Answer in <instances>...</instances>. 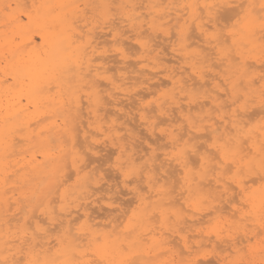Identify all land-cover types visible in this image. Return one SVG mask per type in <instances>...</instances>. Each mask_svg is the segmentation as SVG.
Masks as SVG:
<instances>
[{
    "label": "bare ground",
    "instance_id": "1",
    "mask_svg": "<svg viewBox=\"0 0 264 264\" xmlns=\"http://www.w3.org/2000/svg\"><path fill=\"white\" fill-rule=\"evenodd\" d=\"M28 1H30L28 7L24 6L23 10L7 18L6 25H8L13 35L8 38L7 35L0 34V257L6 256L9 260L23 258L19 255V245L16 244L17 240L15 239L19 235L17 229H20V226L17 223L20 220L23 222L22 229L27 226V223L29 225L31 223L30 226L32 227L30 228L33 229L39 224L47 229L48 232L50 230L49 226L44 227V225L46 223L55 225L58 215H61L63 219L55 225V228L59 226L58 230L62 233L60 236L56 235V243L51 246L50 244L53 243L54 239L50 241L49 237H47L49 241L47 247L51 251H55L56 247L59 246V241L66 240L69 247L75 253L81 254L83 259H87V256L82 255L84 252H87L91 257L97 242H106L114 250V259L126 258L119 252V247L122 244L129 249V255L134 254L132 259L136 260L138 264H163L162 262L156 263L154 259L158 258L159 253L162 252V255H164L168 251V246L172 242L174 243L170 239L172 235L176 234L179 237L178 240L180 239L183 243L187 241L188 243L187 230H197L200 235L205 233L206 237H203L210 239L211 237L207 235L206 229L203 230L204 232L200 229L201 226L199 225L203 224V221L200 220L201 218L198 215H201L204 209H207L205 216L215 215L217 213L210 209L222 208V205L219 207L216 204L218 199L212 197L214 192H216L217 184L211 170L216 165L205 153L210 154L209 151L211 150L217 153V148L212 146L213 142L223 137L226 130H231L232 117L230 108L228 110H222V108L225 106L227 97L231 96L233 84L241 76H251L255 80L258 78H255V72L251 70L254 62L251 61V64L249 63V53L241 46L239 38L236 45H232L231 37L225 40L224 36H227L225 34L219 40L210 38V34L213 32L212 29L215 28L217 32L223 30H220L223 26L220 27L216 23L219 17L218 14H220L221 18L222 12L217 13L212 10V16H209L208 10H203L200 14L201 19L193 22L190 18V9H179L171 7V5L185 3L211 5L220 3L221 0H141L143 4L141 6H138L140 0H117L123 7H121L122 16L119 17L114 14L116 16L115 19H117V22L122 19L128 23L126 26L129 25L130 30L134 32L135 40L142 49V53H147L151 50V43H155V37H158L159 33H156L158 29L164 34H169L167 30L161 28V23L158 25L157 19H161L164 24L175 21L173 27H176L177 30L176 33L173 34V31L171 33L174 37H177L171 44L172 57H176V60H173L175 63H179L176 61L183 63L182 66L179 65L180 69L184 68V70H179L178 68H173V65L161 68L162 64L159 57H155L157 59L150 61L145 55L140 56L139 61H136L135 67H133L132 63H129L132 61L129 60V55L132 51L127 52V50L133 49L132 47H137V45L132 44V42L128 44L129 42L126 41L124 34H128V29L123 34L121 33L123 29L121 30L116 25V22L109 21L108 24L106 23V28L111 33L108 31L109 33H106V36L107 34H112L113 40L117 44L114 51L116 56H119L118 61L122 64L120 68L116 66V69H120L117 77L115 76V69L114 77L109 75V72H113V70L109 71L108 65L109 61L111 62L117 57L112 58L114 55L112 54L110 58L109 49L99 48L100 42L98 41L102 42L104 40L105 42L107 40L97 41L100 32L96 33V21L93 19V13L96 10L99 13L107 12L108 10L104 6L113 5L116 0ZM14 2L17 6H21V0H14ZM229 2L242 6H246L249 2L255 3L258 11L261 0H229ZM164 3H167L169 7H164ZM8 5L11 4L8 3ZM81 5L85 7L99 5L101 7L95 9L90 7L87 10L88 7L81 8ZM142 7L146 8V15L150 16V19L146 22V25H148L146 30H143V26L146 25L142 23L143 21H140L141 16L145 14L143 12L140 13ZM85 10L90 11L89 13H92V15L88 16ZM112 10L117 12L118 9ZM113 12L110 14L113 15ZM231 12L229 14L232 19H236L238 15H243L242 8H235ZM226 13L225 15H228ZM85 15L93 23L86 25L84 23ZM186 16L189 17L187 26L185 25ZM5 18L4 16V20H6ZM73 21H76V23H73ZM114 23L115 25L113 26ZM118 25L121 26L119 22ZM90 30L91 35H89ZM146 31H151V35L149 33L146 34ZM155 33L156 35L152 37ZM15 35L20 38L19 42H16ZM134 35L128 36L132 38ZM172 35L169 36L171 37L170 39L166 38L172 41ZM128 36L127 38H129ZM109 42L111 41L109 40ZM256 45L257 47L252 53L259 50V35L256 38ZM229 48H231L233 54L236 52L245 53L247 64L249 65L248 69L237 65L234 58H229ZM154 49L156 48L154 47ZM207 49L211 51L207 52ZM149 54H151V51ZM97 58L101 60L98 61ZM162 61L164 60L162 59ZM158 76L165 77L166 82L168 81L172 84L171 92L167 94L168 101L163 102L157 108H152L153 106L150 107V103L144 101V94H150L149 92L145 93V91H148L147 88L145 91L142 89L144 92L141 89L139 90L142 91V94L137 89ZM10 80L11 82H9ZM161 82L166 83L163 80L159 83ZM109 86L112 89L111 91H109ZM154 87L151 86L150 88ZM105 96L109 97L108 102L104 101ZM135 96L138 99L132 102ZM124 98L127 100L132 99L129 101L134 104L132 105L135 108L131 109L133 107L131 104V107H127L126 105L129 104V101L124 104ZM221 99L225 101L223 102ZM183 100L186 103L182 104ZM135 102L138 104L136 103V105ZM207 105H209V108H206ZM84 106L86 112L84 111ZM124 106L127 107L126 109L130 108L131 110L128 109L130 111H126ZM230 106L231 100L228 107ZM173 107L176 108L174 110L178 112V117L182 120L180 124L178 123L179 118L173 117L175 113L173 112ZM250 108L253 107L250 106ZM217 109L220 113L217 112ZM199 110L200 112H198ZM82 111L87 113L86 118L82 115ZM171 111L173 113L171 114L172 117L169 115ZM259 111L261 109H258ZM132 113L135 115H132ZM111 114L116 116V118L111 119V124L109 125V120L106 121L105 118ZM131 115L138 117L137 122L143 125L146 134L148 132L151 136H155L156 131L161 136L164 134L165 131L158 127L159 122L156 121V118L169 115L170 117L168 116L166 119L167 121L170 120L169 124L173 129H170L171 132L169 135L166 134V136L168 137L167 144H170L171 150L169 149L170 151H166L160 156L156 152L157 146L155 149L151 147L150 156H148L149 154L145 152L147 151L145 148L149 149L147 146L154 143L148 141L151 136H148V139L144 136L145 138H141L140 142L133 136L134 132L132 134V131H135L132 129L136 128L131 126L134 123L133 120L130 123V127L128 123L121 122L120 125L117 124L118 120H123L125 119L124 117L134 119ZM253 115H255V112ZM82 117L85 118V121ZM172 118H175L178 124H175L176 122ZM250 120L252 119L250 118ZM159 121L163 122V119ZM136 131L138 130L136 129ZM121 132L124 133L121 134ZM111 133L115 135L116 141L112 140ZM259 135L258 131L253 133L257 142L259 141ZM79 137H82L84 141L79 140L77 143ZM205 137H208L206 139L211 138L213 140L212 143L208 144V140H206L204 144H198L199 141L197 139ZM157 138L164 140V137L159 138V136L154 139L157 140ZM79 142H85L83 146L81 145L83 148L85 145V150L80 145V147L77 145ZM144 143L147 146H143L142 144ZM108 145H117L115 148L119 150L120 155L117 160L118 164L115 167L120 173L125 174L124 180L126 183V180L131 175L136 176L137 179H134L135 181H140L142 175L148 177V195L143 192V188L136 184L129 189L131 193L129 190V192H126L127 194L134 193L136 195L137 205L132 209L126 224L119 230L116 229L118 226L115 227L116 223L109 230L107 227L110 223L108 225H106L107 223L100 224L96 220L95 213L99 212L100 209H95L96 212L91 209V212L92 210L94 211V215L90 212V208H92L90 205L95 206L98 203L100 204V202L112 210L114 203H117L118 200L112 199L110 196L108 199L105 196L108 199L105 201L104 195L108 189L100 190V192L105 191L101 195L102 198H92L93 200L87 202L94 195H92L93 192H99V190L95 191V188L98 189L99 187H94V190L91 189L93 188L92 185L96 186L100 181L91 174L92 172L86 171V168L90 167L91 162L88 160L92 159V161L96 162L97 157V160H99L100 150L104 147L106 151L105 147ZM139 146H141L142 154L135 152V149L140 148ZM78 147L83 151H88L86 156H91L90 159L88 157L85 159V152L83 154ZM107 151L111 150L108 148ZM107 151L106 154H108ZM89 153L93 155L100 154L94 157L89 155ZM135 153H139V155L134 157ZM193 155L198 157L196 161L198 160L199 163L191 161V156L193 158ZM143 158L145 160L142 163L140 160ZM109 159H111L110 156ZM103 160L101 161L103 162ZM137 161L142 166H139L141 164L138 165ZM172 164L179 166V169L175 168L180 170L178 173L181 175L178 177L180 192L178 194L182 196L179 199L173 195L175 193V185L173 184V187L170 186L172 184L171 176L168 174L173 172L170 169V166H173ZM195 164H198L197 168L194 166ZM68 166L74 169L73 173L76 176L74 183H67V178L72 174L71 172H68L69 174L66 173ZM202 168L204 171H201ZM170 170L172 172H169ZM11 175L15 176V178L11 179ZM218 175L219 173H217ZM255 180L257 181L256 177L253 178L254 182ZM176 182L175 180L173 183ZM113 183L109 184V188H113L118 184L114 183V186L111 187ZM101 184L100 186L102 187ZM130 184H132L131 181ZM20 185H23L22 188L19 187ZM90 185L92 188H89ZM118 186L121 189L119 184ZM143 186L145 187V185ZM177 188L175 187V189ZM88 189L91 192L93 191L91 195H89L90 190ZM255 189H257L256 195L259 196L258 187ZM109 192L111 193L110 190ZM114 199L116 202L113 201ZM182 199L183 202L181 203L180 200ZM11 200L14 203L10 204ZM82 200L85 202H81ZM204 200L210 202L209 207H202L200 202ZM17 203L18 205L15 206ZM102 205H98V207L102 209ZM130 205L132 206V203ZM224 206L228 207L227 204H224L223 209H225ZM237 206L239 205L237 204ZM12 207H15L14 210H20L21 214L23 213L21 217L10 214V216H16L13 221L19 220L13 225L10 224L12 218H8V211ZM231 207L234 209L232 205ZM189 210L194 213H190ZM230 210L231 208H229ZM103 211L108 212L109 210ZM36 212H40L41 215H46V217L36 219ZM100 214L105 216V213L102 214V210ZM237 214L239 215L238 212L236 216ZM14 216L12 217L14 218ZM122 216L124 217V215ZM202 216L204 215L202 214ZM174 237L177 238L176 236ZM212 237L214 238V236ZM89 246L91 247L90 249ZM180 246L177 245L178 248ZM189 247L192 248L190 245ZM221 260L224 261L225 258L222 257Z\"/></svg>",
    "mask_w": 264,
    "mask_h": 264
},
{
    "label": "snow or ice",
    "instance_id": "2",
    "mask_svg": "<svg viewBox=\"0 0 264 264\" xmlns=\"http://www.w3.org/2000/svg\"><path fill=\"white\" fill-rule=\"evenodd\" d=\"M7 7L10 8L11 5ZM86 7L95 9L101 6L90 5ZM104 7L108 11L94 15L93 19L96 23L114 21L115 16L110 14L112 9L123 6L114 4ZM164 7L167 8L169 5ZM171 7L190 9V18L193 22L201 19L200 14L203 10H208V15L212 16V10L217 13L222 11L226 13L228 9L242 8V16L238 15L231 24H223L227 36H224L223 31L217 32L214 28L210 38L219 40L221 36H224V39L227 40L228 37H231L232 45H236L239 38L241 46L251 54L257 47L256 38L259 35V58L260 62L264 64V0H261L258 11L255 3L249 2L246 6H242L230 3L229 0H221L220 3L211 5L185 3L171 5ZM188 18V16L185 18L186 26ZM222 19L228 21L230 18L224 15ZM221 22V19L216 20L217 24ZM84 23L87 25L93 21L88 20L87 15H85ZM89 35H91V30ZM228 52L229 58H234L237 65L245 69L249 68L245 53L236 52L233 54L231 48L228 49ZM229 99L231 100V130H226L223 137L213 142L212 146L217 148V153L208 154L206 152L205 155L209 156L216 165L211 170L217 184L216 198L221 204H231L235 209L231 216L235 217L238 212L239 217L229 220L225 218L222 208L211 209L217 213V218L216 222L208 227L207 235L209 237L214 236L216 244L227 245L235 252L236 258L225 260L223 264H264V71L260 73L258 80L251 76L239 77L237 82L233 84ZM250 106H258L261 109L260 119L255 124H251L250 118H248ZM255 131L260 134L258 142L253 136ZM201 171L204 169L202 168ZM217 173H219L218 176ZM255 175L259 176V196L256 195L257 189L249 186V181H253ZM237 196H239V206H237L235 199ZM200 203L206 204L207 201L204 200ZM18 231H20V235L16 236L15 239L19 241L18 252L23 258L9 260L6 256L0 257V264H138L136 260L132 259L134 254L129 255V249L122 244L119 247V252L126 257L124 259H114V250L106 242H97L91 257L83 259L81 254L75 253L69 247L66 240H60L55 251H51L47 247L49 243L47 229L39 224L33 229L25 226ZM216 244H213L209 251H205L203 248L195 249L196 259H184L179 264H202L200 257L203 256L206 259L210 253L214 254ZM184 248L191 256L193 249L189 247L187 241L184 243ZM13 255L15 256V254ZM82 255L88 256V253L84 252ZM172 264H176V262L173 261Z\"/></svg>",
    "mask_w": 264,
    "mask_h": 264
},
{
    "label": "rangeland",
    "instance_id": "3",
    "mask_svg": "<svg viewBox=\"0 0 264 264\" xmlns=\"http://www.w3.org/2000/svg\"><path fill=\"white\" fill-rule=\"evenodd\" d=\"M137 1H139V0H137ZM12 2V3H11ZM114 2V1H113ZM8 3H10L11 4V7L9 8V7H6V6H8ZM8 3H7V0H1L0 1V34H5V35H7V37L9 38V37H11L13 34H12V32H11V30H10V28L8 27V25H6V23H7V18L9 17V16H11V15H13L14 13H16V12H20V10H23V8H24V6H27L28 7V5H30V1H28V0H21V6H17V4L14 2V0H10V2H9V0H8ZM14 3V4H13ZM141 3V0L139 1V3H138V6H141V5H143L142 3ZM114 4H119L120 5V3L116 0L115 1V3H113V5ZM4 5H5V9H4ZM165 5H167V3H164L163 4V6H165ZM3 6V7H2ZM90 6V5H89ZM3 8V10L1 11V9ZM6 8H8V9H6ZM81 8H86L84 5H81ZM90 7H88L87 8V10L89 9ZM235 9V8H234ZM87 10H85L87 13H88V16L89 15H92V13H89L90 11H87ZM116 10V9H115ZM231 11H233V9H230ZM229 9H228V11H230ZM114 10H112V12H113ZM228 11H226V12H228ZM230 11V12H231ZM141 12H143V13H145V14H143L142 16H141V18H140V21H143L142 23L144 24V25H146V22L150 19V16L148 15H146L147 14V10H146V8L144 9L143 7H142V9H140V13ZM230 12H228V13H226V14H228L227 16L230 18L228 21H222L220 24H218V26H223V24L224 23H229V24H231L232 22H234V20L235 19H232L231 17H230V14L232 13H230ZM222 13H223V15H222V17L220 18V14H218L219 15V17H218V19H221L222 20V18H223V16L225 15V12H223L222 11ZM230 13V14H229ZM94 15L95 14H100L99 13V11L98 10H96V12L95 13H93ZM116 15L117 14V16H122L121 15V8H118V10H117V12L115 11V12H113V15ZM114 15V16H115ZM146 16V18H145V16ZM4 16L6 17L5 19L6 20H4ZM143 17V18H142ZM115 18H116V16H115ZM231 20H232V22H231ZM80 21V20H79ZM157 21H158V25L161 23H163V21L161 20V19H157ZM230 21V22H229ZM114 22H116L117 24V26L118 27H120L121 28V30H122V32L121 33H126V29H128L129 30V32H128V34L126 33V34H124L125 35V39H126V41H128L127 43L128 44H130V42H132V44H136L137 45V47H132L133 49H134V51H133V49H129V50H127V52H130V51H132V52H130V55H129V60L131 61V62H129L133 67H135L134 65L136 64V61H139V58H140V56H142V55H145L147 58H149L150 59V61L151 60H153V59H157L158 57H159V59H160V63L162 64V66H161V68H164V67H171L172 65H173V68L175 67V68H178L179 70H184V68H179V65L180 66H182L183 65V63H180V61H176V62H179V63H175L174 61L176 60V57H172V55H173V53H172V49H171V44H173V41L174 40H176V37H174V35H172V33H171V31H173V34L174 33H176V27H173V25H175L174 23H175V21H170L168 24L167 23H163V27H161V28H163V29H165V30H167L168 32H169V34H164L160 29H158V31L156 32L157 34L159 33L160 34V39H159V34H158V37H155V40H157V39H159L158 41H155L154 40V42L155 43H151L152 44V46H151V54H149L150 53V51H148L147 53H142L143 51H142V49L140 48V46L137 44V42H136V40H135V35H134V32H132L131 30H130V27H129V25H127L126 26V24H128L127 22H124L122 19L120 20H118V22H119V24L121 25V26H119L118 25V22H117V19H115L114 20ZM96 23V22H95ZM78 24H80V23H78ZM108 24V23H107ZM107 24L106 23H104L103 21H100L99 23H96V33H98V32H100L99 33V38L97 39V41L98 40H103V39H105V40H107V41H105L104 42V40L101 42V41H98V42H100L99 43V48L100 49H103V48H105V49H109V55H111L110 56V58L112 57V54H114L113 55V57L112 58H115V57H117L116 59H114V60H112V61H114V62H110L109 61V63H108V65H109V68H110V70L109 71H111V70H113V72H109V75L110 76H113L114 77V69H115V72H116V77L118 76V74H119V70L118 69H116V66L118 67V68H120L121 66H122V64L118 61V58H119V56H116V53H115V51H114V49L116 48V46H117V44H116V42L113 40V37H112V34H107V36H106V33H109L110 31L108 30V28H106L107 27ZM115 25V23L113 24V26ZM123 25H125V26H123ZM168 25V26H167ZM104 29H103V28ZM118 27H116V28H118ZM148 27V25H146V26H143V30H146V28ZM106 28V29H105ZM220 29V28H219ZM223 29V30H222ZM120 30V29H119ZM120 30V31H121ZM213 30V29H212ZM220 30H222L223 32H224V34L225 35H227V31L222 27ZM109 31V32H108ZM7 32H9V33H7ZM105 32V33H104ZM132 32V33H131ZM103 33V34H102ZM111 33V32H110ZM150 34L151 35V31H146V34ZM156 33L154 34V35H152V37L153 36H155L156 35ZM195 33V32H194ZM193 33V34H194ZM131 34H133L134 36H132V38L131 37H129L128 35H130L131 36ZM170 35H172L173 36V38H172V41L171 40H168L167 38H171V37H169ZM127 36L129 37V38H127ZM16 35H15V40H17L16 42H19L20 41V38L19 37H17V39H16ZM103 37V38H102ZM163 37H167L166 39L165 38H163ZM37 39H39V38H37ZM109 40L111 41V42H109ZM113 40V41H112ZM171 41V42H170ZM115 42V43H114ZM105 43V44H104ZM126 43V44H127ZM170 43V44H169ZM128 44H127V47H128ZM161 45V46H160ZM170 45V46H169ZM108 46V47H107ZM130 46V45H129ZM160 46V47H159ZM165 46H166V50H165ZM126 47V48H127ZM130 47V48H131ZM154 47L156 48V49H154ZM169 47V48H168ZM129 48V47H128ZM127 48V49H128ZM153 50V51H152ZM209 51H211V50H209V49H207V52H209ZM134 53V54H133ZM149 54V55H148ZM161 56V57H160ZM162 56H164L163 58H162ZM171 56V57H170ZM255 56V57H254ZM155 57H157V58H155ZM168 58H170V59H168ZM171 58H173V59H171ZM257 58H258V60H257ZM162 59L164 60V61H162ZM249 59H250V64H251V61H253L254 63H252V64H254V65H252L253 67H251V70L252 71H254L255 72V78H258L259 79V76H260V73L262 72V71H264V64H262L261 62H260V58H259V50H257L255 53H252V54H249ZM97 60L98 61H100L99 60V58H97ZM96 60V61H97ZM128 60V61H129ZM167 60V61H166ZM174 60V61H173ZM170 61V62H169ZM172 61V62H171ZM169 62V63H168ZM262 64V65H261ZM107 65V66H108ZM166 65V66H165ZM169 65V66H168ZM176 65H177V67H176ZM257 67H256V66ZM132 66H131V68H132ZM113 68V69H112ZM185 69H187V68H185ZM217 70H218V68H217ZM148 73V72H147ZM131 74V73H130ZM188 74V73H187ZM187 74H184V75H187ZM183 75V76H184ZM162 77V78H161ZM184 77H186V76H184ZM160 80H159V79ZM187 78V77H186ZM158 79V80H157ZM164 81V82H166V78L165 77H163V76H158V77H156L155 79H153L152 81H149V82H147L146 84H144V85H142V86H139L138 88L139 89H137L138 91L141 89H143L144 91L146 90V88H147V90L148 91H145V93L147 92H149L150 94L149 95H147V94H144V97H145V99H144V101L146 102V103H150V107H152V108H157L160 104H162L163 102H166V101H168V96H167V94H170V92H171V86H172V84L170 83V82H166L165 84L166 85H168L167 87H166V85L163 83V82H161V83H163V84H161V83H159L160 81H162V80ZM165 79V80H164ZM258 79H256V80H258ZM156 80V81H155ZM9 82H11V80L9 81ZM158 83H159V85H158ZM149 84H153V85H149ZM149 85V86H148ZM158 85V86H157ZM163 85V86H162ZM222 85H223V82H222ZM154 87V88H150V87ZM165 86V87H164ZM225 86V85H224ZM141 87H144V88H141ZM226 88H227V86H225ZM150 90H149V89ZM155 88H157V89H155ZM156 91H155V90ZM160 89V90H159ZM112 89H111V87L109 86V91H111ZM142 90V91H143ZM154 90V91H153ZM142 91H139L140 92V94H142ZM143 91V92H144ZM156 92V93H155ZM155 94V95H154ZM145 95H147V96H145ZM223 97H224V99L226 100V98H225V96L223 95ZM227 97V96H226ZM134 100H132V99H129L130 101L132 100V102L133 101H136L137 99H138V97L137 96H135V98H133ZM136 99V100H135ZM224 99H221V101H225ZM129 100H127V99H125L124 98V104H127L128 102L127 101H129ZM228 100V101H227ZM227 100L225 101L226 103H225V106H223V108H222V110H228L230 107H228V105L230 104V99L227 97ZM104 101L106 102H108L109 101V97L107 96H105L104 97ZM129 101V106L128 105H126L127 107H131V106H133L132 104H131V102ZM138 102V101H137ZM137 102H135V104L137 103ZM183 103H186V101L185 100H183V102H182V104ZM130 104H131V106H130ZM138 104V103H137ZM136 104V105H137ZM185 105V104H184ZM222 105H224V103H222ZM227 105V106H226ZM125 107V106H124ZM127 107H125V110L127 111L128 109H130V108H128V109H126ZM257 107V108H256ZM256 107H253V108H250V110H249V114H248V118H251L252 120H250L251 121V124H255V122L257 121V120H259L260 119V116H261V111H259L258 112V109H260L258 106H256ZM132 108H135V106H133V107H131V109ZM206 108H209V105H207L206 106ZM130 109V110H131ZM174 109H176V108H174L173 107V110ZM130 110H128V111H130ZM172 110V111H173ZM218 110V109H217ZM216 110V111H217ZM84 111L86 112V109H85V106H84ZM135 111H137L136 109H135ZM172 111H171V113L169 114L170 116H171V114H173L172 113ZM176 110H174L173 112H175ZM255 112V115H253L254 114V112ZM198 112H200V110L198 111ZM217 112H219L220 113V111L218 110ZM217 112H215V114H217ZM251 113H253L252 115H251ZM259 113V114H258ZM82 115L83 116H85V118H86V116H87V113H84L83 111H82ZM113 114H111V115H109V117H106L105 118V120L106 121H108L109 122V125L111 124V119H113V118H116V116H112ZM132 115H135V114H133L132 113ZM131 115V116H132ZM169 115H164V116H160V118L159 117H157L156 118V121L157 122H159L158 123V127L159 128H162V129H164V134L161 136V134L160 133H158V131H156V135L155 136H151L148 132H147V134H146V130H145V128H144V126L143 125H141L139 122H137V120H138V117H136V116H132V117H134V119H131L130 117H124L125 119H123V120H118V122H117V124H119L120 125V123L122 122V123H128L129 124V127H130V123H132L133 121H134V123H132V125L131 126H134V127H136V128H133L132 130H135V131H132V134H133V132H134V135L133 136H135L136 137V139L137 140H140V142H141V138H145L144 136H146L147 138L146 139H148V136H151L149 139H148V141H151L150 143H152V142H154V143H152L151 145L149 144V146H147L145 143L144 144H142L143 146L145 145V146H147L149 149H146L145 148V150H147V151H145V150H143V151H145L146 153H148L149 155L148 156H150V151H151V147L152 148H154L155 149V147H156V152L158 153V154H160V156L162 155V153H164V152H168V151H170L171 150V146H170V144H167L168 143V137L166 136V134L167 135H169V133L171 132L170 131V129H173V127H171V125L169 124V121L170 120H168L167 121V117L169 116ZM258 115V116H257ZM169 116V117H170ZM174 116H176L175 118L176 119H178L179 117V114H178V112H175L174 114H173V117ZM249 116H251V117H249ZM172 117V116H171ZM257 117V118H256ZM85 118H83L82 117V119H84V121H85ZM159 118V119H158ZM175 118H172V119H174V121L176 122L175 124H180V122L182 121L181 120V118H179L178 120V123H177V121L175 120ZM118 119H120V118H118ZM163 119V122L161 123L159 120H162ZM126 120V121H125ZM130 120H131V122H130ZM133 120V121H132ZM165 121V122H164ZM167 121V122H166ZM136 122H137V124H136ZM138 123H139V125H138ZM246 123H247V121H246ZM134 124V125H133ZM122 125V124H121ZM142 128H144V129H142ZM136 129L138 130V131H136ZM140 132H141V135H140ZM124 132H121V134H123ZM159 135H158V134ZM141 136H143V137H141ZM159 136V138H163L164 140H162V139H158L157 138V140H155L154 138L155 137H158ZM125 137V136H124ZM152 137H154L153 139H151ZM111 138H112V140H115L116 141V139H115V135H112V133H111ZM114 138V139H113ZM140 138V139H139ZM206 138H208V137H205V138H198L197 139V141H199L198 142V144H204V142L206 141V140H208L207 141V143L208 144H211L212 143V139L210 138V139H206ZM81 141V140H83V138L82 137H79L78 138V140H77V143H78V141ZM135 140V139H134ZM136 140V141H137ZM142 140H144V139H142ZM159 140V141H158ZM162 140V141H161ZM84 141V140H83ZM124 141V140H123ZM157 141V142H156ZM138 142V141H137ZM161 144V146H160V144ZM83 143H85V142H83ZM83 143H81V142H79V144H77L78 146L80 145H82L83 146ZM109 143V142H108ZM139 143V142H138ZM137 143V144H138ZM142 143H143V141H142ZM162 143H163V145H162ZM165 143V144H164ZM141 144V143H140ZM156 144H158V145H156ZM141 145V146H142ZM167 145V146H166ZM79 146V147H80ZM81 146V147H82ZM109 146V147H108ZM107 147H105L106 148V151L108 150V148L112 151H107L108 152V154H106V151H105V149H104V147L100 150V152H101V154L100 153H98V155L100 154V159L99 160H97L98 159V157L96 158V162L95 161H92V159H90V157L89 156H86V154H87V152L88 151H83V150H81V148H79L80 150L79 151H81L83 154H84V152H85V154H84V156H85V159L88 157V159H90V160H88L89 162H90V167L88 166L87 168H86V171H90V172H92L91 174L92 175H94L95 177H96V179L98 180H100L99 181V183L96 185V186H93L92 185V187H91V185H90V187L89 188H92L91 190H94V187H99L98 189L97 188H95V191L96 190H99V192L98 191H96L95 193L93 192H91V190L90 189H88V190H90V193H89V195H91V193H92V197H90L88 200H87V202H90L91 200H93L92 198H96V197H101V195H103L104 194V192H100V190H107L106 192L107 193H105V195H104V197L106 196L107 198L110 196V198L112 197V199L113 198H115L116 200H118L117 201V203H114V207L112 208V210L110 209V208H108V207H105L104 205H102V202H100V204L98 203V204H96L95 206H93V205H90L92 208H90V212H91V209H94V211H95V209H100L99 210V212H97V213H95V217H96V220L97 221H99V223L100 224H105V223H107L106 225H108V223H110L109 225H108V227H107V229H109V230H111L112 229V226L113 225H115L114 223H116V225H115V227L116 226H118L116 229L117 230H119V229H121V228H123V226L126 224V222H127V220L130 218V215H131V213H132V209H134L135 208V206L137 205V201H136V195L134 194V193H132V194H134V195H132V194H130L131 193V191L129 190L130 188H132L133 186H135V184L136 185H139L141 188H143L142 190H143V192H146L147 193V190H148V186H147V184H148V177H144V175H142V177H140L141 178V180L140 181H135L137 178H136V176L135 175H131V177L130 178H128L126 181H127V183L125 182V180H124V178H125V174H122V173H120L119 172V170H117V168L115 167V165L116 164H118V157H119V155H120V153H119V150H117L115 147H117V145L116 146H113V145H108ZM141 146H139L140 148H138V147H136V148H138L137 150L135 149V152L137 151V152H139L140 154H142V151H141ZM142 146V147H143ZM112 149H111V148ZM161 148V149H159V148ZM77 148V149H78ZM83 148V147H82ZM84 148H85V145H84ZM83 148V149H84ZM158 148V149H157ZM104 149V151H102ZM115 149V150H114ZM170 149V150H169ZM205 149V148H204ZM207 149V148H206ZM85 150V149H84ZM138 150H140V151H138ZM115 151V152H114ZM207 151H209L208 149H207ZM212 152H213V150H211ZM211 151H209L210 152V154H215V151L212 153ZM109 152H111L110 154H109ZM155 152V151H154ZM104 153V154H103ZM139 153L137 154V153H135V156L134 157H137L138 155H139ZM144 153V152H143ZM111 154H114V155H111ZM137 154V155H136ZM156 154V153H155ZM89 155H93V154H91V153H89ZM98 155H93L94 157H96V156H98ZM105 157H103V156ZM106 155H109L110 157H111V159H109V156H106ZM148 156H146V157H148ZM159 156V157H160ZM94 157H93V159H94ZM103 157V158H102ZM107 157H108V159H107ZM196 157V158H195ZM193 158H195V159H193ZM193 158H192V156H191V161L192 162H195V163H199L198 162V160L196 161V159L198 158L197 156H194L193 155ZM106 161V163H104L105 161ZM217 159H218V156H217ZM101 160H103V162L101 161ZM144 160H145V158H143V159H141L140 160V162H144ZM195 160V161H194ZM89 162H87V163H89ZM99 162H100V164H99ZM102 162V163H101ZM112 162V163H111ZM138 162V165L139 164H141V163H139V161H137ZM93 163V164H92ZM111 163V164H110ZM194 164V163H193ZM173 165V164H172ZM114 169L113 171H112V168ZM139 166H142V164L141 165H139ZM194 166H196V168L198 167V164L196 165H194ZM105 167H107L106 169H100V168H105ZM175 167H177V169H179V166H170V169L175 173H173L171 170L169 171V172H172V174H168L169 176H171L170 178H171V183L172 184H170V186H174V190H175V193L173 194L174 195V197H176V198H180L182 195H179L178 193L180 192V190H179V182H178V180H179V178L178 177H180L181 175L180 174H178L179 173V171L180 170H177ZM93 168V169H92ZM97 168V169H96ZM110 168V169H109ZM92 169V170H91ZM108 169H109V171H108ZM97 170V171H96ZM104 170V171H103ZM106 170V171H105ZM111 170V171H110ZM175 170V171H174ZM73 171H74V169L71 167V166H68V168H67V171H66V173L67 174H69L70 172L72 173V174H70L71 176L69 177L68 175V177L69 178H67V183H74V181H75V178H76V176H75V173H73ZM69 172V173H68ZM89 172V173H90ZM104 172H106L105 174H104ZM110 172H112V173H110ZM107 173H109V175H107ZM115 173V174H114ZM107 175V176H106ZM174 175H176V176H174ZM12 176V175H11ZM111 176V177H110ZM173 176V177H172ZM101 177H102V179H101ZM106 177H108V178H106ZM110 177V178H109ZM257 178V181L255 180V182H251V181H249V186L251 187V188H253V189H255V188H257L258 187V185H259V180H258V175H255V176H253V178ZM15 178V176H12L11 177V179H14ZM113 178V179H112ZM175 178V179H174ZM120 179V180H119ZM135 179V180H134ZM69 180V181H68ZM111 180V181H110ZM112 180H114V181H112ZM120 182H119V181ZM134 180V181H133ZM174 180V181H173ZM175 180L177 181L176 183H173V182H175ZM130 181L132 182V184H130ZM143 183H142V182ZM111 182L113 183H118L120 186H121V189L119 188V186H118V184H116L115 186H114V183H113V185H111V187L112 186H114L113 188H109L110 186H109V184H111ZM102 183V184H101ZM106 183H108V184H106ZM254 183H256V184H254ZM100 184L102 185V187L100 186ZM130 184V185H129ZM145 185V187L143 186V185ZM174 184V185H173ZM127 185V186H126ZM23 186V185H22ZM22 186L20 185L19 187L20 188H22ZM107 186H108V188H107ZM117 186V187H116ZM101 187V188H100ZM116 187V188H115ZM175 187L177 188V189H175ZM117 188H118V190H117ZM146 189V191H145V189ZM86 189V188H85ZM85 189H83V190H85ZM120 189V190H119ZM109 190L111 191V193L109 192ZM130 191V193H126V192H129ZM97 192H98V194H97ZM83 193H86V192H83ZM110 193V194H109ZM125 193V194H124ZM215 193H217V192H214V194H213V196L212 197H217V195H215ZM127 194V195H126ZM176 194H178V195H176ZM85 195V194H84ZM146 195H148V193L146 194ZM176 195V196H175ZM103 197V199H105ZM116 197H118V198H120V199H117ZM102 198V197H101ZM106 198V200L105 201H107L108 199ZM113 200V201H115L116 202V200ZM236 201H237V204L239 205V196H237L236 198ZM112 201V200H111ZM12 202L14 203V201L13 200H11V202H10V204H12ZM81 202H85L84 200H82ZM120 202V203H119ZM180 202L182 203L183 202V199L182 200H180ZM219 202V200H217L216 201V204H218L219 205V207H221V205H222V209H223V205L224 204H227V206L228 207H226V206H224V208L225 209H223V211H224V215H225V218L226 219H229V220H231V218L232 219H237L238 217H239V215L237 214V216L234 218V217H232L231 216V213L233 212V210L234 209H232V207H231V204H229V203H224V204H221L220 202ZM122 203V204H121ZM132 203V206L130 205ZM16 205H18V203L17 204H15V206ZM98 205H102V209L101 208H99L98 207ZM184 205V204H183ZM121 206V207H120ZM210 206V202L209 201H207V203L206 204H202V207H209ZM9 207H11V205H9ZM20 207V206H19ZM116 207V208H115ZM129 208V209H128ZM229 208H231V210L229 211ZM12 209V210H11ZM9 211H8V218H12V221H10V224L11 225H13V224H15V223H17L18 221H13V219H15L16 218V216L17 217H21L22 215H23V213L21 214L19 211L20 210H14L15 209V207H12ZM212 209V208H211ZM210 209V210H211ZM228 209V210H227ZM101 210H102V214L103 213H105V216H104V214H103V216L100 214L101 213ZM103 210H109L108 212H105V211H103ZM124 210H126V211H124ZM128 210H129V212H128ZM93 210H92V212L91 213H93L94 212ZM98 211V210H97ZM111 211H113V212H111ZM124 211V212H123ZM228 211V212H227ZM96 212V211H95ZM123 212V213H122ZM127 212V213H126ZM189 212L190 213H194L193 211L191 212V210H189ZM106 213H108V214H106ZM109 213L111 214L110 216H112V217H110L109 216ZM115 213H116V216H115ZM122 213V214H121ZM227 213V214H226ZM10 214H14V215H16V216H14V215H11L10 216ZM40 214V212H36V214H35V216H36V219H40V218H44V217H46V215H39ZM126 214V215H125ZM202 214L204 215V216H202ZM201 215H198V217L199 218H201L200 220L201 221H203V224H201V225H199V226H201L200 227V229L203 231V230H205L206 229V231H207V229H208V227L210 226V225H212V224H214L215 222H216V218H217V214H212V215H208V216H205L206 214H207V209H204V211H203V213H202ZM93 215H94V213H93ZM99 217H98V216ZM108 215V216H107ZM122 215H124V217L122 216ZM12 216H14V218L12 217ZM39 216V217H38ZM118 216H120V217H118ZM98 217V218H97ZM118 217V218H117ZM205 219H204V218ZM231 217V218H230ZM58 219L56 220V224L57 223H59L60 221H61V219H63L62 218V216L61 215H58V217H57ZM113 218V219H112ZM121 220V221H119V220ZM154 219V218H153ZM156 219H157V217L155 218V221H156ZM208 219V220H207ZM9 220H11V219H9ZM17 220V219H16ZM59 220V221H58ZM112 220H113V222H112ZM210 220V221H209ZM119 221V222H118ZM206 222H208V223H206ZM22 220H20L17 224H19V226H20V229H17V231L18 230H21L22 229ZM30 223V222H29ZM55 224V225H56ZM30 225H31V223H30ZM28 223H27V227H32V226H30ZM55 225H49V224H45L44 225V227H48L49 226V228H50V230H48V232H47V237H49V240L51 241V240H53L54 239V241H53V243H51L50 244V246L51 245H54V243H56V238H57V236H60L61 235V231H59L58 230V227L57 228H55ZM120 225V226H119ZM30 229H32V228H30ZM56 229V230H55ZM60 229V228H59ZM116 229H115V231H116ZM53 230H54V232H53ZM204 232V231H203ZM187 234H188V240H189V242H188V244L192 247V246H194V247H192V249H193V252H192V254H191V256H189V253H188V251L184 248V243L179 239L178 240V236L175 234V235H172L171 237H170V239H172V241H174V243L172 242L169 246H168V251L166 252V250H165V252L166 253H164V255H162V252L161 253H159L160 255H158V258H156V260L154 259V261L156 262V263H163V264H172V262L173 261H175L176 262V264H179V262L181 261V260H184V258L185 259H196V253H195V249H197V248H203L205 251H209L211 248H212V246H213V244H216V241H215V237L213 238V237H211V238H213V239H211V240H213V241H211L208 237L207 238H205L206 237V234L204 233L203 235H200L199 233H198V231L197 230H187ZM19 235H20V231H19ZM57 235V236H56ZM190 235V236H189ZM199 237H198V236ZM174 236H176L177 238H175ZM203 236H205V237H203ZM189 237H190V239H189ZM191 240H192V242H191ZM215 241V242H214ZM177 242V243H176ZM209 242V243H208ZM176 243V244H175ZM180 243V244H179ZM193 245H192V244ZM202 243H204L203 245H201ZM16 244L17 245H19V241L17 240V242H16ZM174 244V245H173ZM149 245H150V242H149ZM177 245L179 246V245H181L179 248L177 247ZM86 247H88V246H86ZM182 247V248H181ZM228 246L226 245L225 247H224V245L223 246H220L219 244H216V251H215V253L214 254H212V253H210L208 256H207V258L205 259L203 256H201L200 257V259H201V261H202V264H223V261L221 260L222 259V257L223 258H225V260H232V259H235L236 258V254H235V252L233 251V249H230V248H227ZM91 247L89 246V249H90ZM181 248V249H180ZM225 248H227V249H225ZM230 251H229V250ZM182 250V251H181ZM223 250H226V251H223ZM183 251H185L184 253H183ZM220 251V252H219ZM180 252V253H179ZM223 252V253H222ZM182 253V254H181ZM180 255H182V256H180ZM188 255V256H187ZM226 256V257H225ZM90 257V255H88L87 256V258H89ZM210 257H212V258H210ZM160 259V260H159ZM224 260V261H225Z\"/></svg>",
    "mask_w": 264,
    "mask_h": 264
}]
</instances>
